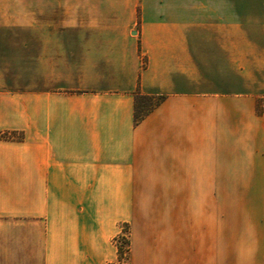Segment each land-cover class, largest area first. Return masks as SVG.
Listing matches in <instances>:
<instances>
[{"label": "crops", "instance_id": "0c3cea01", "mask_svg": "<svg viewBox=\"0 0 264 264\" xmlns=\"http://www.w3.org/2000/svg\"><path fill=\"white\" fill-rule=\"evenodd\" d=\"M122 224L132 264H264V0H0V264Z\"/></svg>", "mask_w": 264, "mask_h": 264}, {"label": "rangeland", "instance_id": "374dc122", "mask_svg": "<svg viewBox=\"0 0 264 264\" xmlns=\"http://www.w3.org/2000/svg\"><path fill=\"white\" fill-rule=\"evenodd\" d=\"M143 62L145 65V59L143 60ZM120 228L121 234L112 241L113 245L117 249V258L115 259V261L108 264H132L131 242L128 246L125 242V239L127 237H129L128 239L131 238V228L128 224H122Z\"/></svg>", "mask_w": 264, "mask_h": 264}, {"label": "trees", "instance_id": "16d2710c", "mask_svg": "<svg viewBox=\"0 0 264 264\" xmlns=\"http://www.w3.org/2000/svg\"><path fill=\"white\" fill-rule=\"evenodd\" d=\"M142 99H145V98H139V101L142 100ZM164 99V97H158L156 102H150L149 106H148V110L146 109L145 110H142L141 109V105L140 102L138 104V100H137V106H136V115H135V119H136V122L138 123L139 121H141L149 112L151 109H153L156 105H159L160 102ZM147 100V99H146ZM150 101V100H149ZM144 103V101H143ZM144 106V105H143ZM129 237H127L125 239V242H126V245H130V239H128Z\"/></svg>", "mask_w": 264, "mask_h": 264}]
</instances>
